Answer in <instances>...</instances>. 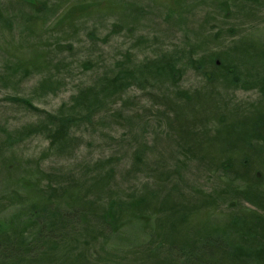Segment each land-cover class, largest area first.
Wrapping results in <instances>:
<instances>
[{
    "label": "rangeland",
    "instance_id": "374dc122",
    "mask_svg": "<svg viewBox=\"0 0 264 264\" xmlns=\"http://www.w3.org/2000/svg\"><path fill=\"white\" fill-rule=\"evenodd\" d=\"M224 1L239 3V0H0V166L2 160L11 162L10 173L6 165L0 170V207L10 202L9 198L1 199V196H7L9 184L14 180L12 155L19 172L37 166L54 177V184H61L58 188H65L67 182L77 190L92 187L96 193L90 190L85 200L97 197L100 205L116 195L123 199L134 193L141 194L148 189L146 186L153 189L156 186L153 173L182 164L184 156L178 152L181 142L175 141V134L167 125L171 117L164 109L166 101L181 103L176 94L178 89L208 91L206 78L193 66L190 57L194 60L215 51L226 53L241 37L245 39L244 47L255 41L264 45V7L257 9L253 17H245L235 10L223 19L221 5ZM180 8H184L180 18L178 14L169 16L172 9ZM219 28L232 29L235 34L225 31L217 39L220 34L215 33ZM160 58L173 60L179 68V81L175 86L146 82L143 88V82L139 81L142 76L136 73L135 79L129 80L114 96H104L100 85L107 78H116L128 67L138 71L144 62ZM87 61L91 63L89 67L85 66ZM18 62L30 67L37 64L41 69L31 68L30 72H25L23 67L16 68ZM241 68V74L245 75L247 68ZM220 82L218 96L229 103L227 109L248 110L246 107L250 108V104L259 99L257 88L225 90ZM89 88L99 93L96 101L90 100L94 105L93 117L87 115L86 119L82 113L71 125L70 136L62 148H51L48 132L55 125L48 128L44 124L45 115H74L76 111L72 109L77 93ZM210 96L207 92L193 100L203 104L208 113L218 99ZM16 98L30 100L40 111L24 106L23 102L15 101ZM165 98L167 100H163ZM196 103H189L185 108ZM219 106L217 104L216 108ZM256 112L245 118L256 117ZM262 112L264 109L258 113ZM188 114L182 112L173 122V128L184 143L197 138L188 130L192 119ZM245 118L240 119L251 122ZM32 125L42 127L31 132L27 128ZM208 126L211 135L214 134V123ZM221 129L217 143L232 131L224 125ZM230 140L237 142L239 135L233 134ZM139 151H144L146 160L134 164V155ZM181 164L179 178L183 183L181 188L186 189L183 193L189 195L196 187L210 192L219 185L199 161ZM111 171L115 176L107 181L106 174ZM48 181L42 180V186ZM143 202L157 206V201L148 197ZM142 204L136 200L125 207L123 213L130 214V209ZM166 204L172 205L173 200L168 199ZM219 209L228 210L223 205ZM25 219L16 206H11L0 214V228ZM178 219L174 215L163 217L162 225L169 222L165 236H173L170 224L174 220L176 231L186 227L185 222L182 227ZM152 222L147 216L130 218L120 223L115 232L108 230L86 246L87 264L107 258L112 262H129L131 257L127 251L147 241L150 234L144 227ZM159 224L160 221L153 227L157 229ZM81 247L82 244H75L72 248L81 250ZM59 248L62 247L53 249ZM60 254L64 255L60 250L52 254L50 262H57Z\"/></svg>",
    "mask_w": 264,
    "mask_h": 264
},
{
    "label": "trees",
    "instance_id": "16d2710c",
    "mask_svg": "<svg viewBox=\"0 0 264 264\" xmlns=\"http://www.w3.org/2000/svg\"><path fill=\"white\" fill-rule=\"evenodd\" d=\"M238 2H222L223 19L235 10L245 17H253L257 9L264 7V0ZM182 9L184 8L172 9L168 14H178L180 18L183 15ZM219 29V33H215L220 34L217 39L221 38L225 31L235 34L229 28ZM244 40L241 37L230 52L215 51L194 60L190 57L193 66L206 78L205 89H208L210 97L218 99L211 109H208V113L203 104L193 100L197 95L207 94L199 92L201 90L190 92L178 89L176 94L181 103L175 101L177 105L175 102L173 104L166 101L164 113L171 117L167 120V125L175 134V141L181 142L182 146L180 145L178 152L184 156L185 161L182 164L176 163L175 169L157 170L153 173L152 179L156 183L153 189L146 186L148 189L144 188L141 194L134 193L123 199L116 195L100 205L97 197L85 200V195L93 190L92 187L90 190H77L76 186L67 182L65 188H58L62 187L61 184H54V177L50 173L42 172L37 166L19 172V166L12 155L14 180L9 184L7 196H1V199L9 198L10 202L2 204L0 214L6 208L16 206L26 219L22 223L0 228V264H87L86 246L90 242L103 237L108 230L115 232L119 224L126 219H141L146 216L153 220L151 225L144 227L150 236L144 244L127 251L131 257L129 262H112L107 258L94 264H264V112L258 113L264 109V45L253 39L255 44H247L248 47H244ZM22 63L18 62L16 68L23 67L25 72H30L31 68L41 69L37 64L30 67V64L24 66ZM90 64L87 61L85 66L89 67ZM241 66L247 68L245 75L241 74ZM136 73L142 76L139 81L143 82V88L146 87V82L157 86L163 83L175 86L180 76V70L173 60L153 59L144 62L138 71L128 67L118 73L116 78H107V81L100 85L104 96H114L129 80L135 79ZM219 81L225 90L233 87H242L245 90L257 88L259 99L251 103L250 108L246 107L248 110L237 107L227 109L229 103L218 96ZM151 92L148 93L151 95ZM77 94L72 109L76 111L74 115H45L47 121L44 124L48 128H51L49 125H55L48 132L51 148H62L70 136L71 125L82 113H85L86 119L87 115L93 117L94 105L90 100L96 101L99 93L89 88ZM15 101L40 111L28 99L16 98ZM195 102V105L185 108L187 104ZM217 104L225 110L220 106L217 109ZM185 111L192 117L188 130L197 137L188 143H184L173 128L174 120ZM255 111L258 114L256 117L245 118ZM241 117L251 122L245 123ZM210 122L215 125V133L212 135L208 126ZM41 125H32L27 129L32 132L42 127ZM223 125L232 128V131L226 133L224 139L217 143ZM203 134L207 137H203ZM233 134L239 135L237 142L229 141ZM205 146L208 149H205ZM134 158V164L144 163V151L137 152ZM2 161L0 170L6 165L10 173L11 162ZM188 161H199L209 172V176L220 182L219 185L210 192L196 187L189 195L183 193L186 189L181 188L183 183L179 177L182 167L179 165H185ZM106 176L108 181L115 173L107 172ZM46 179L50 182L42 186V180ZM147 197L157 201V206L152 207L143 202ZM168 199L173 200L172 205L166 204ZM136 200L138 204L144 205H135L129 210L130 214H124L123 209L134 204ZM222 205L228 210L221 212L219 208ZM166 215H174L176 219L179 218L180 225L185 222L186 227L176 231L173 228H177L174 220L175 222L170 224L173 236H165L169 222H163L162 225L161 220ZM159 221V227L155 229ZM75 244H82L81 250H73ZM59 246L62 247L59 250L64 255L60 254L57 262H50L51 255L59 251L53 248Z\"/></svg>",
    "mask_w": 264,
    "mask_h": 264
}]
</instances>
